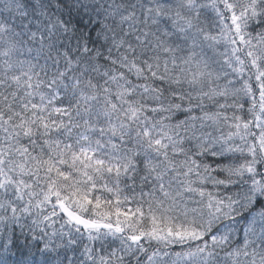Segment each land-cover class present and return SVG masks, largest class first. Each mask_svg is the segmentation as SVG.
Returning <instances> with one entry per match:
<instances>
[{
  "label": "snow or ice",
  "instance_id": "snow-or-ice-1",
  "mask_svg": "<svg viewBox=\"0 0 264 264\" xmlns=\"http://www.w3.org/2000/svg\"><path fill=\"white\" fill-rule=\"evenodd\" d=\"M0 264H264V0H0Z\"/></svg>",
  "mask_w": 264,
  "mask_h": 264
}]
</instances>
